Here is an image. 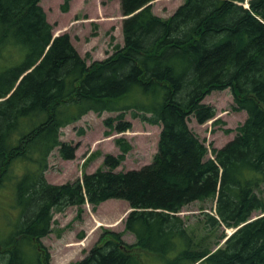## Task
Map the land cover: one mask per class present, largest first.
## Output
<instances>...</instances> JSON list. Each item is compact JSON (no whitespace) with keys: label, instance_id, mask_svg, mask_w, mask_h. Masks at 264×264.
I'll return each instance as SVG.
<instances>
[{"label":"trees","instance_id":"1","mask_svg":"<svg viewBox=\"0 0 264 264\" xmlns=\"http://www.w3.org/2000/svg\"><path fill=\"white\" fill-rule=\"evenodd\" d=\"M244 1L183 0L162 18L151 0H118L123 44L86 64L67 33L53 36L39 0H0V197L12 193L0 264H52L40 237L54 212L110 198L128 203L124 228L134 242L106 230L73 264H144L135 248L158 264H264V0ZM225 88L246 115L205 158L188 121L212 118L202 100ZM89 111L118 112L104 119L106 135L130 127L126 111L160 125L151 162L115 170L131 148L118 137L119 152L100 167L48 182L51 152L75 155L61 128ZM208 199L214 212L193 225L179 215Z\"/></svg>","mask_w":264,"mask_h":264},{"label":"rangeland","instance_id":"2","mask_svg":"<svg viewBox=\"0 0 264 264\" xmlns=\"http://www.w3.org/2000/svg\"><path fill=\"white\" fill-rule=\"evenodd\" d=\"M182 1L151 0V9L156 16L165 18ZM62 2L63 0H39L46 19L53 26V34L66 32L77 52L85 58L86 64L107 57L115 51V45L123 44L122 14L118 0H69L65 11L60 7ZM202 101L214 108V116L203 123H197L190 117L188 126L206 144L207 158L213 157L212 148H219L235 135L236 127L246 114L242 110H233L229 88L212 90ZM117 114L116 111H104L101 114L89 111L77 121L62 127L60 139L75 145V155L72 159H62L57 149H54L48 157L45 179L50 183L60 184L81 177L83 172L95 170L102 165L104 154L115 155L119 152L115 144L118 137L124 138L131 148L115 170L140 168L151 162L157 149L160 125L144 121L139 116L134 117L130 111H126L123 120L129 121L130 127L122 132L111 130L109 135L104 134V119ZM1 194L0 233H4L9 227L5 213L11 211L12 193L5 189ZM80 207L77 209V206L72 205L63 211L54 212L50 232L40 237L52 264H73L81 259L106 230L119 232L122 240L129 244L134 242L133 235L124 228V220L130 209L125 200L110 198L94 209L88 203ZM214 207L215 201L212 199L193 201L183 206L179 215L185 222L193 225L201 218L203 211L213 213ZM226 231L229 233L232 229ZM133 253L142 258L144 264H158L153 255L146 254L139 248L133 249Z\"/></svg>","mask_w":264,"mask_h":264},{"label":"bare ground","instance_id":"3","mask_svg":"<svg viewBox=\"0 0 264 264\" xmlns=\"http://www.w3.org/2000/svg\"><path fill=\"white\" fill-rule=\"evenodd\" d=\"M245 2H246L245 6H247V5H248V4H247V0H245L244 3H245ZM244 3H243V4H244ZM123 17H124V16L122 15V18H123ZM0 99H2V98H0ZM250 217H251V216H250ZM232 231H233V229H232ZM229 233H230V232H229ZM229 233H228V234H229ZM214 249H215V248H214Z\"/></svg>","mask_w":264,"mask_h":264}]
</instances>
